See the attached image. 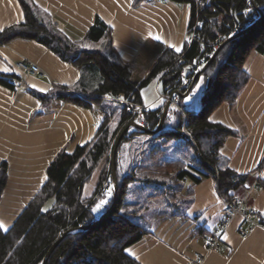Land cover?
<instances>
[{
    "label": "trees",
    "instance_id": "1",
    "mask_svg": "<svg viewBox=\"0 0 264 264\" xmlns=\"http://www.w3.org/2000/svg\"><path fill=\"white\" fill-rule=\"evenodd\" d=\"M172 1L190 3L189 34L198 22L196 39L188 40L183 51L178 53L162 41L149 37L130 60H125L113 46L111 27L99 16H95L81 38L72 40L54 26L50 11H45L35 0H18L24 20L0 29V45L16 38L35 40L62 61L74 65L80 74L70 85L56 84L45 92L30 88L28 92L39 99L42 106L54 98L88 109L96 106L101 120L91 140L77 145L73 151L62 147L56 152L46 167L47 180L9 230H0V264H42L53 243L69 229L73 231L57 243L46 264H139L124 249L138 242L146 229L122 210L129 183L135 177L133 173L120 176L117 162L118 197L115 204L107 216L82 229L112 204L115 188L111 171L106 167L101 171L93 195L85 196L84 188L103 161L109 158L120 128L127 124L131 116L129 105L123 104L117 124L112 126L114 112H107L104 101L122 94L134 106L142 105V89L155 80L163 81L164 94L170 93L186 77L198 72L197 69L188 71L186 68L198 66L218 37L225 39L232 35L233 28L254 12L257 18L262 14L255 26L226 43L196 78L190 93L195 94V86L202 78L204 83L197 94L200 107L194 106L195 100L179 97L180 109L169 108L157 134L160 138H182L187 147H191V164L185 165L181 160L167 163L174 166L177 180L190 179L198 183L212 176L224 201H232L251 183V173H239L232 169L222 153L225 140L235 133L234 130L213 121L211 114L223 102L230 106L235 104L249 79L244 69L249 54L255 50L264 55V0H253L258 10L250 0ZM251 6L253 10L246 12ZM14 78L19 76L0 73V84L14 88L11 82ZM165 102L163 100L159 106L142 112L146 127H157ZM184 119L187 131L183 130ZM137 133L144 131L135 128L131 134ZM120 140H126V136L123 135ZM261 166L262 162L258 168ZM108 172L110 178H107ZM105 180L107 188L113 184V195L103 210L93 213L91 209L102 199L98 193ZM7 181L8 164L3 161L0 163V203ZM144 182L147 187L156 189L166 201L168 197L175 199V194L163 182L152 179H145ZM105 191L108 192L107 189ZM171 205L174 214L184 210ZM44 208L48 211H43Z\"/></svg>",
    "mask_w": 264,
    "mask_h": 264
},
{
    "label": "crops",
    "instance_id": "2",
    "mask_svg": "<svg viewBox=\"0 0 264 264\" xmlns=\"http://www.w3.org/2000/svg\"><path fill=\"white\" fill-rule=\"evenodd\" d=\"M35 1L51 12L54 26L72 40L81 38L95 16H99L111 27L113 46L125 60L134 56L146 38L160 37L165 45L173 50L172 45L180 47L182 52L190 36L188 2ZM23 20L18 0H0V29ZM19 59L38 65L44 75L18 70L15 63ZM5 68L8 71H3ZM244 69L249 79L235 104L221 103L211 119L235 132L225 140L222 153L232 169L251 173V183L237 196L248 192V206L256 210L251 219L260 222L264 218V55L252 51ZM0 73L15 74L21 79L20 84L11 80L14 88L0 84V163L8 164L0 221L9 229L47 180L46 167L56 152L62 147L73 151L77 145L91 140L101 114L96 106L88 109L57 98L42 106L28 92L30 88L45 92L56 84L70 85L80 75L74 65L62 61L35 40L16 38L1 44ZM194 100V106L200 107L197 95ZM156 140L164 142L166 138ZM168 140L176 146L174 154H180L179 160L191 164V152L184 139ZM144 159L139 157L138 162ZM173 160L178 159L170 162ZM186 180L180 184L181 190L188 193V201L180 214H163L145 226L134 215L127 214L146 229L145 235L128 247L134 252L130 256L139 264H187L195 252H200L204 255L203 264H264V228L256 225L243 237L241 230L249 228V221L241 216L226 217L215 179L208 176L198 183ZM255 183L258 186L254 187ZM221 224L224 231L220 244L215 250H208L209 238Z\"/></svg>",
    "mask_w": 264,
    "mask_h": 264
},
{
    "label": "rangeland",
    "instance_id": "3",
    "mask_svg": "<svg viewBox=\"0 0 264 264\" xmlns=\"http://www.w3.org/2000/svg\"><path fill=\"white\" fill-rule=\"evenodd\" d=\"M157 85L158 80H155L142 89L141 95L144 103L143 105L145 107L155 108L160 105L161 100ZM199 89L195 86V96L198 94ZM104 102V108L107 112H114L111 119V125L114 126L117 124L118 115L124 103L117 100L107 99ZM98 111L100 112V110ZM122 128L123 126L120 128V131ZM125 136L126 140L119 141L116 151L117 170L120 176L133 173L135 179L129 183L130 186H128V191L125 197V204L122 209L123 212L134 215V218L141 220L142 224L145 226L152 223L154 218H158L163 214L167 215L172 213L170 206L173 205L171 204L184 209L188 201V193L181 190V181L177 180L175 177L176 174L174 173V166L165 163L167 160L170 162L171 159L176 158L179 160L181 158L180 154H174L176 146L173 145V143L167 138L164 142L158 141L156 139L160 138L159 135L147 132L137 133L134 135L126 132ZM189 149L191 150V147H189ZM152 152L154 153L152 154ZM111 155L112 153L106 161H103L100 168L93 174L90 181L86 184L84 188L85 196H88L94 186L96 187L102 169L106 167V169L110 171ZM139 157L140 159H142V157L145 159L139 163ZM108 176L110 178L109 172L107 174V178ZM145 179L163 182L164 186H167V188L175 194V199L168 197L169 200L166 201V199L156 189L149 188L145 185L143 182ZM186 181L190 183V180L187 179ZM111 185L113 186L112 183ZM95 187L92 190L91 195H93ZM107 187L108 184L105 180L98 193L99 197L108 201L105 207L109 204V200L113 195L111 187ZM106 189L111 190L110 197L107 195V191H105Z\"/></svg>",
    "mask_w": 264,
    "mask_h": 264
},
{
    "label": "built area",
    "instance_id": "4",
    "mask_svg": "<svg viewBox=\"0 0 264 264\" xmlns=\"http://www.w3.org/2000/svg\"><path fill=\"white\" fill-rule=\"evenodd\" d=\"M249 9H251V11H252L253 6L249 7ZM256 18H257V15L254 14V12H251V15H249L242 24L236 25L233 28V33L244 30L249 25H251L255 21ZM198 27H199V23L196 22L194 25L193 32L189 36L190 41H194L196 39V37H197L196 36V29ZM223 40H224L223 37H218L215 40V42L210 45L211 49L200 59L198 66H193L194 68L193 67H187L186 70H188V71L192 70L193 71L194 69H197L199 71L200 69L204 68V66L207 63L208 57H211V55L219 47V45L222 43ZM182 60L183 59L181 58L180 61H182ZM15 65H16V68L18 70L23 71L27 74L35 75V76L36 75L37 76H43L44 75V71L42 68H40L38 65L31 63L25 59L17 60ZM192 79H193V75L186 77L182 81L181 85L178 86L173 91H178L180 93H184L188 89L189 85L191 84ZM13 81L17 84H20L21 79L14 78ZM173 91H171L168 94L160 95V100L161 101H163V100L167 101L168 99H170L171 100L170 108L171 109H180L179 104H178L179 95ZM121 97H123V95L119 94V96L116 98L115 97H108L106 99L107 100H117V101H120L126 105H129V112H131V116H130L127 124L131 123V122H136V123L144 125L145 120H144L142 112L144 110H147L149 107H145L143 104L134 106L131 102L127 101L124 97H123V99H121ZM188 97H192L191 100H194L195 94L189 93L187 95V99H188ZM191 100H189V101H191ZM134 129L135 128L133 126H130L126 132L132 133V131ZM183 130L187 131L186 127H185V119L183 122ZM256 186H258V185L255 183L254 187H256ZM247 195H248V192L246 194H244V196H235L232 201H224V203H225V214H226L227 218H231L234 216H241L245 220L249 221V224H250L249 228L241 230V234L243 237L247 236L249 234L250 230L252 228H254L256 225H259L262 228H264V218L260 222H254L251 219V217L256 214V210L254 208L248 206ZM223 231H224V224H221L220 228L215 230L214 233L210 236L209 243L207 246L208 250H215L216 248H218V246L220 244V240H221L222 235H223ZM203 261H204V255L200 252H195L193 254V258L190 261H188L187 264H203Z\"/></svg>",
    "mask_w": 264,
    "mask_h": 264
},
{
    "label": "water",
    "instance_id": "5",
    "mask_svg": "<svg viewBox=\"0 0 264 264\" xmlns=\"http://www.w3.org/2000/svg\"><path fill=\"white\" fill-rule=\"evenodd\" d=\"M254 6V8H256L258 10V7L257 5L255 4V2L253 0H250ZM262 16V14L260 13V16L251 24L249 25L247 28H245L244 30L242 31H239V32H236L235 35H230L231 38L230 39H224L222 41V43L219 45V47L214 51V53L211 55V57L209 58L208 62L206 63V65L204 66V68L200 69L194 76H193V79L191 81V84L189 85L188 89L184 92V93H180L178 91H173L175 92L176 94L179 95V97H187V95L191 92V90L193 89L194 87V84L196 82V78L200 75V73L213 61V59L215 58V56L217 55V53L219 52V50L226 44L228 43L229 41H231L232 39L238 37L239 35L245 33L246 31L250 30L253 26H255V24L259 21L260 17ZM157 89H158V93L160 95L164 94V89H163V81L160 80L158 81V85H157ZM171 98V97H170ZM170 104H171V100L168 99L166 102H165V105H164V108L162 110V114H161V117H160V120H159V123L157 125V127L155 129H150L148 127H146L145 125H142V124H139V123H136V122H131V123H128L126 124L122 130L120 131L119 133V137L117 139V141L115 142L114 144V147H113V151H112V155H111V168H110V171H111V177L113 179V184H114V198H113V201H112V204L111 206L109 207V209L107 211H105L100 217H98L94 222L92 223H89L87 225H85L84 227H82V229H87L89 228L90 226H92L93 224H95L97 221L101 220L102 218H104L105 216H107L110 211H111V208L113 207V205L115 204L116 200H117V197H118V193H117V181H116V151H117V147L119 145V141L120 139L122 138L123 135H125L127 129L130 127V126H133L134 128H137V129H140L144 132H147V133H150V134H158L163 126V123H164V119L167 115V112L170 108ZM73 231V229H69V230H66L62 233V235L53 243V245L50 247V249L48 250L44 260L42 261V264H46L47 262V259L49 257V255L51 254V252L53 251V249L55 248V246L57 245V243L62 239L63 236H65L66 234H68L69 232Z\"/></svg>",
    "mask_w": 264,
    "mask_h": 264
},
{
    "label": "snow or ice",
    "instance_id": "6",
    "mask_svg": "<svg viewBox=\"0 0 264 264\" xmlns=\"http://www.w3.org/2000/svg\"><path fill=\"white\" fill-rule=\"evenodd\" d=\"M45 11H47V9H45ZM250 11H251V9H246V12H250ZM232 35H235V33H233ZM230 38H231V36H229V37H225V39H230ZM156 39L159 40L160 37H156ZM84 47H89V46H88V45H84ZM172 47L175 49L176 52H180V51H181V48H180V47H176L175 45H172ZM3 71H8V69L5 68V69H3ZM203 83H204V81H203V79L201 78V80H200V84H197V85H196V88L199 89V88H200V85L203 84ZM121 99H123V97H121ZM188 99L191 100L192 97H188ZM45 179H47V177H45ZM107 195H108L109 197L111 196V190H110V189L108 190ZM107 203H108L107 200L102 199V200H100L98 203L95 204V206L91 209V211H92L93 213H98V212H100L101 210H103V208L105 207V205H106ZM43 211L47 212V211H48V208H44ZM0 230H3V231H5V232H7V231L9 230V229L6 227L5 223H3L2 221H0ZM223 238L226 239V240L228 239L227 236H224ZM124 251H125V252H128L129 255H134V252H133L132 249L125 248Z\"/></svg>",
    "mask_w": 264,
    "mask_h": 264
}]
</instances>
